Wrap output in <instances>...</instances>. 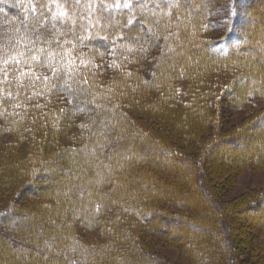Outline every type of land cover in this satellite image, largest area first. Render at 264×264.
Wrapping results in <instances>:
<instances>
[{"label":"trees","instance_id":"1","mask_svg":"<svg viewBox=\"0 0 264 264\" xmlns=\"http://www.w3.org/2000/svg\"><path fill=\"white\" fill-rule=\"evenodd\" d=\"M211 1L214 0H79L76 11L85 13L87 18L73 16L72 19L78 25H89L82 34L92 39L88 47L81 46L78 51L86 53L87 57L94 53L109 54L120 58L119 63L139 62V69L132 70L129 77L123 76L126 93L123 89H110L104 85L98 71L93 72L91 63L87 69L81 67L80 70L87 77L86 84L57 81L53 87L33 80L29 87L28 77H21L19 71L14 74L15 66L11 61L12 58L20 59L16 50L23 51V48L18 45L27 43L19 40L24 32L23 21L31 25L40 19L41 0H0V132L6 131L4 125H11L13 117L18 118L19 125L30 120L29 115L21 114L19 106L47 108L53 104L47 112L59 115L60 108L62 115L68 112L74 116L81 112L90 117L85 123L88 131L81 132L75 147L53 153L43 149L40 152L44 159L36 166L35 176L52 172V169H63L69 175L73 172L75 176H69L68 180L54 179L49 184L51 190L48 193L54 197L49 199L59 207L43 203L26 210L23 208L24 213L20 211L26 215L31 213L30 216H36L40 222L34 218L33 226L30 227V223L25 227L22 225L20 234L15 233L7 239V243L11 242L9 259L19 262L25 251L28 256L41 253L40 257L52 260L50 264H158L154 253L143 244L137 245L131 230L120 226L128 219L124 216L131 213L140 222L148 224L151 230L160 233L168 243L179 247L192 264H245L247 260L242 255H252L255 250H261L255 264H264V240L257 245L252 243L253 238L264 231V194H248L225 201L220 190L226 179H219L212 172L213 166L209 167L219 161L220 168L228 164L232 167L230 173H237L239 168L236 165L243 164L240 162L245 160H242L244 156L220 148L219 142L223 138L219 141L213 139L201 156L188 154L186 146L189 141L171 146L142 125H137L136 115L129 114L121 103L122 99L129 100V103L125 101L126 107L128 104L130 108L141 109L139 111L152 109L158 112L165 109L164 103L172 98L173 90L164 91L163 88L170 86L171 89V82L190 74L203 81L205 72L192 73V68L200 67L198 64L213 67L218 63L236 66L239 70L245 68L236 75L233 83L236 106L248 101L249 94L264 98V0L254 5L257 9L256 15L252 14L255 23L252 26L243 23L240 0H230L229 16H224L221 21H207V16L218 13L215 6L208 5ZM43 2L49 4L52 12L58 11L57 4L61 5L60 10L69 14L73 11L68 0ZM102 9L112 21L103 31L96 26L97 21L102 22V17L96 15ZM126 21L130 23L122 27ZM40 23L45 28L55 23L57 29L63 30L60 21H53L47 9L45 19H40ZM212 26L221 30L220 35L201 38V32H207ZM129 37H139L140 40L137 42ZM108 41H113L114 47L109 48ZM167 46L169 51H162L158 58L156 74L147 81L143 68L148 54H157L159 47L164 50ZM190 56L196 59L194 65L189 63ZM5 60L9 62L5 64ZM20 68L29 71L26 66ZM35 72L40 76L49 75L42 68H35ZM155 92L163 105L155 103L157 101L147 104V97L151 98ZM208 92L205 94L207 99L212 97V91ZM60 95L70 103L63 110L61 100L65 99ZM254 123L250 122L241 131L254 127ZM60 130L67 131L68 127ZM84 133L88 134V139L82 140ZM240 136L243 137L244 133ZM50 137L48 142L53 140ZM255 149L251 152L255 157L251 158L260 162L264 150ZM174 172L178 177L176 180ZM176 182L181 183V188ZM38 193L40 197L47 195ZM154 193L168 202L159 206L154 199L147 200ZM38 206L43 210H38ZM112 207L117 210L115 220L99 217ZM36 209L41 211L39 215L32 211ZM50 220L58 222L52 224ZM71 221L87 228L99 226L105 234L112 233V226H117V232L115 236L112 233L111 243L90 251L89 247L77 243L80 240L73 226L69 227ZM124 243L128 246L125 247ZM14 262L9 260L8 264Z\"/></svg>","mask_w":264,"mask_h":264},{"label":"rangeland","instance_id":"2","mask_svg":"<svg viewBox=\"0 0 264 264\" xmlns=\"http://www.w3.org/2000/svg\"><path fill=\"white\" fill-rule=\"evenodd\" d=\"M259 1L263 0H240L239 11L244 17L243 23L247 26L255 24L252 21V14L256 15L257 8L254 5H257ZM208 5L212 8L215 6L218 13L211 17L206 15L207 21H221L224 16H229L230 14V0H214L208 3ZM220 32L219 28L212 26L207 32H201V38L216 37L220 35ZM164 38L166 39L167 37L165 36ZM162 51L167 53L169 51L168 46L167 49L161 50L159 47L156 50L158 57L157 54H148L145 60L147 64L143 68L145 70L144 78L147 81L156 74L158 58L163 53ZM87 59L93 66V72L95 70L98 71V77L104 85L109 88L112 87V89H123L124 92L127 91V85L125 84L126 81L122 85L123 76L129 77L132 70L139 69V62L134 64V61L128 60L124 63H119L120 58L112 57L109 54L94 53L87 57ZM188 60L191 65H194L196 59L190 56ZM114 63H118V65ZM198 66L200 67H196V69L192 68V73L205 72L204 77L202 76V79L204 78L203 81L194 79L190 74L188 77L171 82V89L170 86L162 89L164 91H175V96L172 91V98L166 102L168 103L167 105H165L166 103L163 105V103L159 102L160 99L156 92L151 93L154 95L151 98L147 97V104L157 101L155 103L163 105L165 109L163 108L158 112L152 109L139 111L141 109L132 106L130 108L128 104L126 107L124 105L125 101L129 103V100L124 101L122 99L121 103H123V107L129 114L134 113L136 115L135 119L137 121L135 122L137 125H142L153 135L163 138L171 146L185 144L189 141L190 143L186 146L188 154L193 153L201 156L213 139L219 141L223 138L219 142L220 148L237 151L240 157L244 156L242 160H245L240 162L243 164L236 165L239 168L237 173L235 171V173H230L232 167L231 165L228 166V164H224L220 168L219 161L209 165L210 168L213 166L212 172L216 176L218 175L219 179H226L222 181L223 183L225 182V186L220 190L223 200L229 201L248 194H255L257 196L262 193L264 194V158L260 162L259 159L255 161L251 158L255 157L251 153L256 150L255 148L262 150V152L264 150V98L260 99L258 96L249 94L248 101L242 103L241 106H236L232 93L234 92L233 83L237 79L236 75L241 73L245 68L239 70V68H235L236 66H224L220 63H218V66L214 65L213 67L210 65L202 66L200 64ZM238 67L242 68L244 66L238 65ZM183 70L186 71L184 68ZM210 90L212 91V97L207 99L205 94L209 93L208 91ZM60 96L62 99H65L64 95ZM61 104L62 110L65 105L66 108L70 106L69 101L66 99L61 100ZM51 106L53 104L47 108ZM19 108L22 109V115H29L30 120L24 121L19 125L18 118L13 117L10 121L11 125H4L6 131L0 132V264H8L9 260L14 262L9 259L11 242L7 243V239L11 236L13 237L15 233L20 234L21 227H25L29 223L30 227L33 226L32 220L34 218H36L38 223L40 222L36 216H30L31 213H29L30 215H26L20 213V211L24 213L23 208L26 210V208L33 207V205L43 203L59 207L58 203L49 199L50 196L53 197V195L48 193L51 190H49V184H52L54 179L68 180L69 176L72 178L75 176V173L72 172L69 175L63 169H52V172L35 176L38 170L36 166L40 164L39 162L42 158L44 159V156H40V152L43 149V151L48 150L49 153H53L62 148L75 147L78 144L76 140L81 136V132L85 130L87 133L88 130L86 129L88 127L85 126V123L90 121L89 115L81 112L74 114V116L66 112V115L69 114V117H66L65 114H60V108L58 111L59 115L47 112L46 106L43 108L41 106L37 108L19 106ZM183 121L187 122V124H184ZM252 121L256 122L254 123V127L241 131L243 127ZM65 126L68 127L67 131L60 130L61 127ZM240 133H244V136H240ZM48 137L53 139L52 142L47 141ZM84 138L88 139V134L84 133L82 140ZM223 155V159L226 158L225 154ZM171 174L173 177L175 172L174 175L173 173ZM161 177L164 176L161 174ZM174 177H176L175 180L178 179L176 175ZM176 185L181 188V183L178 185L176 182ZM119 186L121 187V185ZM38 192H45L48 197L47 195H44L46 197H43V195L40 197ZM151 197H147V200L154 199L155 203L159 206H163L168 202L164 199L161 200L163 196L155 193ZM38 207V210H43L42 207ZM107 210L106 214H100L99 217L115 220L117 218V210L114 207ZM32 211L38 212L37 209L36 211ZM41 211L36 215H39ZM70 217H72V214ZM124 217L128 219L121 222L120 226L124 229L129 228L133 239L136 240V244L147 246L149 252L154 253L155 257H157L158 264H192L182 254L179 247L168 243L160 233L151 230L148 224L140 222L136 215L129 213L128 216L125 215ZM58 220H50V222L56 224ZM71 223L69 227L73 226L77 239L80 240L77 243L89 247L90 251L100 249L107 242L111 243L113 239L112 233L115 236L117 232V226H112V233L105 234L100 230L99 226L87 228L83 225L75 224L74 221H71ZM75 225L76 227H74ZM262 240H264V231H261L257 237H254L252 243L257 245ZM24 241L27 244L29 243L25 239ZM32 245L35 246V244ZM127 246L126 243L125 247ZM260 251L255 250L249 256L243 254L242 257L247 260L245 264H255L257 258L261 255ZM26 253L23 251V257H19V262L16 261L14 263L50 264L52 261L51 259L45 260L43 256L40 257L39 254L41 253L39 252L30 254L29 256Z\"/></svg>","mask_w":264,"mask_h":264},{"label":"snow or ice","instance_id":"3","mask_svg":"<svg viewBox=\"0 0 264 264\" xmlns=\"http://www.w3.org/2000/svg\"><path fill=\"white\" fill-rule=\"evenodd\" d=\"M78 5L79 0H68V6L73 9L71 14L60 10L61 5L59 4H57L58 11L52 12L49 4L41 0L40 19H45V9H47L51 13L53 21H60L62 31L57 29L55 23L45 28L40 23V19L31 25L26 20L23 21L24 32L19 40L21 42L27 41V43L18 45V48H23V51L16 50L20 59L12 58L11 62L15 66L14 74L19 71L21 77H28L29 87L32 86L33 80L51 84L53 87L57 81H63L67 84L69 80H72L77 85H80L81 82L87 83V77L82 75L80 70L81 67L87 69L91 62L88 61L87 54L78 51V48L81 46L88 47L92 37L82 34L87 31L89 25H78L77 21L72 19L73 16L87 18L85 13L76 11ZM125 7L128 5L126 4ZM33 12H35V5H33ZM96 15L102 17V22L97 21L96 26L100 27L101 31L105 30L107 25L112 22L111 16L104 15L103 9ZM128 23L130 22L126 21L122 27L127 26ZM141 27L143 26L141 25ZM16 31L19 32L20 30L17 29ZM105 39L107 38L105 37ZM129 39H135L137 42L140 40L139 37H129ZM39 45L45 46L40 47ZM108 47H114V42L108 41ZM8 62V60L4 61L5 64ZM21 65L28 67L29 71H22ZM35 68H42L49 75H36ZM69 90L71 89L69 88Z\"/></svg>","mask_w":264,"mask_h":264}]
</instances>
